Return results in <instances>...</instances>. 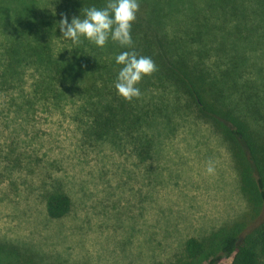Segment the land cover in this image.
Masks as SVG:
<instances>
[{
    "label": "rangeland",
    "instance_id": "rangeland-1",
    "mask_svg": "<svg viewBox=\"0 0 264 264\" xmlns=\"http://www.w3.org/2000/svg\"><path fill=\"white\" fill-rule=\"evenodd\" d=\"M74 2L0 0V264L171 262L188 237L203 238L242 219L247 232L258 226L264 215L249 214L239 150L174 83L153 79L141 90L139 101L150 113L145 133L154 143L141 157L127 138L111 141L85 132L83 97L74 88L62 87L63 95L55 99L38 96L34 87L43 69L34 57L17 66L16 77L1 75L11 42H47L49 53H69L73 45L58 25L65 16L69 22L75 17ZM143 4L145 18L150 4ZM169 4L150 25L174 38L187 62L194 61L195 50L206 45L184 37L195 28L193 7L197 22L217 42L243 51L241 76L255 79L264 106L259 0H236L234 10H219L208 0ZM213 52L203 59L208 66ZM251 120L264 142V112ZM54 190L71 198L61 218L46 213V196ZM231 259L225 256L218 264Z\"/></svg>",
    "mask_w": 264,
    "mask_h": 264
},
{
    "label": "trees",
    "instance_id": "trees-1",
    "mask_svg": "<svg viewBox=\"0 0 264 264\" xmlns=\"http://www.w3.org/2000/svg\"><path fill=\"white\" fill-rule=\"evenodd\" d=\"M76 1L72 8L75 16L82 15L83 10L91 6L102 8L107 2ZM174 1L138 0L141 7L132 24V45L128 48L112 40L103 48L84 41L78 49L55 55L47 51V42H11L6 49L1 75L16 77L17 66L34 57L43 69L34 87L38 96L55 99L63 95L62 87L74 88L83 97L81 110L87 114L85 132L100 134L111 141L127 138L142 157L148 155L154 144L145 133V127L150 125L149 108L139 98L128 101L117 93L114 82L121 66L116 65L115 57L122 51L132 50L138 55L151 57L156 70L142 78L137 85L140 91L147 88L150 80L162 79L174 83L186 97L192 99L199 112L213 121L225 138L236 145L242 156L240 184L249 204V214L251 218L264 215V142L251 120L264 112L262 93L253 86L252 83L256 84L253 77L241 76V60L245 57L243 51L217 42L215 35L205 26L203 28L204 24L197 22L193 7L190 17L195 28L185 32L184 37L206 45L195 50L198 56L194 61L187 62L186 54L178 52L175 39H167L150 25V19L157 17L160 8ZM208 1L218 4L219 10L225 7L235 9L236 0ZM145 2H149L150 6H147L144 18ZM259 3L263 8L264 0H259ZM229 33L233 37L239 34ZM253 42L256 43L255 40ZM208 52L214 53L209 66L203 61ZM261 128L264 131V125ZM71 204V198L66 193L51 191L45 200L46 213L50 218H61L69 212ZM246 227L245 219L236 220L213 230L206 237H188L173 261L152 264H218L225 256H232L231 264H264V219L248 232Z\"/></svg>",
    "mask_w": 264,
    "mask_h": 264
},
{
    "label": "clouds",
    "instance_id": "clouds-1",
    "mask_svg": "<svg viewBox=\"0 0 264 264\" xmlns=\"http://www.w3.org/2000/svg\"><path fill=\"white\" fill-rule=\"evenodd\" d=\"M138 10V0H107L104 7H88L82 15L73 17L70 22L65 16L58 27L62 37L75 46L69 51L78 49L84 41L103 48L112 40L128 48L132 45L131 29ZM115 63L121 66L114 82L117 93L128 101L139 98L141 91L137 85L144 76L156 70L155 62L151 57L138 55L132 50L120 52L115 57ZM207 171L209 174L214 173L212 163H209Z\"/></svg>",
    "mask_w": 264,
    "mask_h": 264
}]
</instances>
